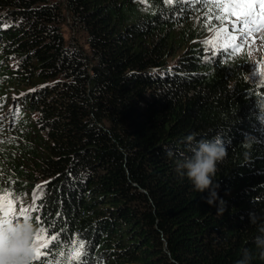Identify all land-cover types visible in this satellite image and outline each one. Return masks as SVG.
Wrapping results in <instances>:
<instances>
[{
    "label": "trees",
    "instance_id": "obj_1",
    "mask_svg": "<svg viewBox=\"0 0 264 264\" xmlns=\"http://www.w3.org/2000/svg\"><path fill=\"white\" fill-rule=\"evenodd\" d=\"M230 31L203 0H0V196L49 229L41 260L264 264V80L205 44ZM212 138L209 204L177 164Z\"/></svg>",
    "mask_w": 264,
    "mask_h": 264
},
{
    "label": "clouds",
    "instance_id": "obj_2",
    "mask_svg": "<svg viewBox=\"0 0 264 264\" xmlns=\"http://www.w3.org/2000/svg\"><path fill=\"white\" fill-rule=\"evenodd\" d=\"M189 141L192 136L187 138ZM192 154L183 161L178 162V170L191 181L196 192L210 190L208 203L216 200V192L213 187V177L217 172V164L227 155L221 139H202L192 148ZM250 221L253 214H249ZM259 235L254 238V243L264 255V227L258 229ZM37 234V226L31 219H23L15 223L0 226V264H33L36 249L34 241Z\"/></svg>",
    "mask_w": 264,
    "mask_h": 264
},
{
    "label": "snow or ice",
    "instance_id": "obj_3",
    "mask_svg": "<svg viewBox=\"0 0 264 264\" xmlns=\"http://www.w3.org/2000/svg\"><path fill=\"white\" fill-rule=\"evenodd\" d=\"M203 3L213 12L215 19L230 21L231 31L228 33V38L234 39L237 33L239 36V42L235 44L236 50L242 47L253 31L260 30L259 25H264V0H215L214 3H210V0H203ZM233 16L236 17L235 20H232ZM253 25L258 26L253 28ZM222 31L228 32V26L225 25ZM222 47L224 50H228L227 43ZM228 54L230 55L231 52L229 51ZM34 199H37V197H34ZM21 217L31 219L29 210L21 208L19 214H17L14 203L10 199V194L0 196V226L18 222ZM39 219L37 217V222H39ZM52 226L54 227V224ZM48 231V228H40L37 231L34 241L36 249L34 261H41V264H74V262L75 264H88V261L84 259L88 255V246L83 240H80L67 253L64 251L57 253L59 258H55L54 261L41 260L43 255L41 250L47 249L50 244V240L46 238ZM52 239H55V237Z\"/></svg>",
    "mask_w": 264,
    "mask_h": 264
},
{
    "label": "rangeland",
    "instance_id": "obj_4",
    "mask_svg": "<svg viewBox=\"0 0 264 264\" xmlns=\"http://www.w3.org/2000/svg\"><path fill=\"white\" fill-rule=\"evenodd\" d=\"M258 25H253V28ZM259 31H253L244 42L245 48L249 52L250 58V75L251 81L258 83L264 80V25H259ZM64 36L68 35V27L64 26ZM219 32L212 34L205 41L206 46L214 51L220 50L227 43L228 46H235L236 39H229L228 36L222 35ZM237 35V39H238ZM239 39L237 40V43ZM224 50V49H223Z\"/></svg>",
    "mask_w": 264,
    "mask_h": 264
}]
</instances>
